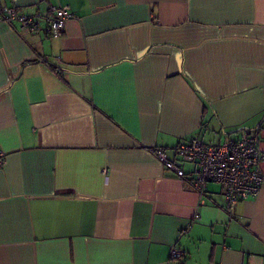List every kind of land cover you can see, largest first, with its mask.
I'll use <instances>...</instances> for the list:
<instances>
[{
	"label": "crops",
	"instance_id": "crops-1",
	"mask_svg": "<svg viewBox=\"0 0 264 264\" xmlns=\"http://www.w3.org/2000/svg\"><path fill=\"white\" fill-rule=\"evenodd\" d=\"M11 3L39 25L0 19V264H264V184L229 214L153 153L264 149V0Z\"/></svg>",
	"mask_w": 264,
	"mask_h": 264
},
{
	"label": "built area",
	"instance_id": "built-area-1",
	"mask_svg": "<svg viewBox=\"0 0 264 264\" xmlns=\"http://www.w3.org/2000/svg\"><path fill=\"white\" fill-rule=\"evenodd\" d=\"M72 15L68 5L51 6L50 14L45 16L46 33L59 37ZM0 19L7 23L17 21L22 28H27L32 33L39 25L36 15L20 13L14 3L1 7ZM259 141L256 129L224 143L205 144L195 138L178 143L172 154L166 148H155L153 153L166 169L181 178L187 174L181 168V163L192 164L191 184L198 192L200 202H203L208 183L221 185L225 210L232 214L239 201L256 197L264 184V171L260 168L264 161V149L260 148ZM3 157V151L0 150V166ZM193 219L198 220L199 214L196 213ZM183 254L180 249L172 247V257L181 258Z\"/></svg>",
	"mask_w": 264,
	"mask_h": 264
}]
</instances>
